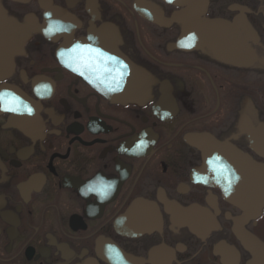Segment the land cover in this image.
Listing matches in <instances>:
<instances>
[{
    "label": "flooded vegetation",
    "instance_id": "obj_1",
    "mask_svg": "<svg viewBox=\"0 0 264 264\" xmlns=\"http://www.w3.org/2000/svg\"><path fill=\"white\" fill-rule=\"evenodd\" d=\"M0 30V264H264V0H0Z\"/></svg>",
    "mask_w": 264,
    "mask_h": 264
},
{
    "label": "water",
    "instance_id": "obj_2",
    "mask_svg": "<svg viewBox=\"0 0 264 264\" xmlns=\"http://www.w3.org/2000/svg\"><path fill=\"white\" fill-rule=\"evenodd\" d=\"M194 21H196V20H194V19L189 20V27L192 28V31L194 29L197 30L198 36L201 37L203 39V41H206L208 43L212 42V39L211 38L213 37V30H216L217 31V34L219 35L220 32L222 30H224V28H225V27L223 28L221 26V23H218L217 21H213V20H201V19L200 20H197L198 26L197 25L196 26H193L194 25ZM221 36H222V34H221ZM223 40H221V38L216 37V39L214 40V42H220V41L222 42ZM10 52L11 51L8 49L7 52H6V56H7L6 59L9 58ZM124 68L126 69V72H128V70H131L129 68L127 69V67H124ZM134 74H135V76H134L135 78L131 80V85L129 87L128 92L125 93L124 95H121V97H122L121 99H123V100H125V99H127V100L133 99L132 97L130 98V96L133 93L134 88L139 83L138 82L139 81L138 80V78H139V71L137 70V68H135Z\"/></svg>",
    "mask_w": 264,
    "mask_h": 264
},
{
    "label": "snow or ice",
    "instance_id": "obj_3",
    "mask_svg": "<svg viewBox=\"0 0 264 264\" xmlns=\"http://www.w3.org/2000/svg\"><path fill=\"white\" fill-rule=\"evenodd\" d=\"M88 51H90V52H95L97 55H103L102 53L99 52L98 49H88ZM74 70H75V69H74ZM81 74H83V73H81ZM3 102H4V101H3V96L0 95V103H3ZM24 109H25L29 114H31V111H32L31 108H29V107H27V106L25 105V106H24ZM6 110H9V111H18L19 109H18L17 107H6Z\"/></svg>",
    "mask_w": 264,
    "mask_h": 264
},
{
    "label": "bare ground",
    "instance_id": "obj_4",
    "mask_svg": "<svg viewBox=\"0 0 264 264\" xmlns=\"http://www.w3.org/2000/svg\"><path fill=\"white\" fill-rule=\"evenodd\" d=\"M4 30V29H3ZM4 32V31H3ZM1 33H2V31L0 30V47L2 46V38H1ZM7 38H9V42H10V40H11V36H8L7 35ZM1 54V53H0ZM0 59H1V55H0ZM2 61V60H1Z\"/></svg>",
    "mask_w": 264,
    "mask_h": 264
}]
</instances>
